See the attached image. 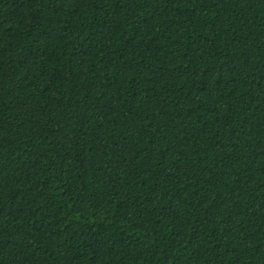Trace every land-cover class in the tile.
Segmentation results:
<instances>
[{
    "label": "trees",
    "instance_id": "trees-1",
    "mask_svg": "<svg viewBox=\"0 0 264 264\" xmlns=\"http://www.w3.org/2000/svg\"><path fill=\"white\" fill-rule=\"evenodd\" d=\"M0 264H264V0H0Z\"/></svg>",
    "mask_w": 264,
    "mask_h": 264
}]
</instances>
